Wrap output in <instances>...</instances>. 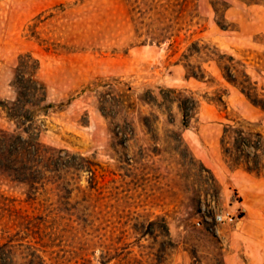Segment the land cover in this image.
I'll use <instances>...</instances> for the list:
<instances>
[{"label":"rangeland","instance_id":"rangeland-1","mask_svg":"<svg viewBox=\"0 0 264 264\" xmlns=\"http://www.w3.org/2000/svg\"><path fill=\"white\" fill-rule=\"evenodd\" d=\"M179 1L0 0V99H15L19 55L30 54L39 62L36 78L47 88V102L54 104L47 116L36 118L40 141L94 155L98 164L95 189L87 188L89 174L79 183L90 204L89 220L77 223L72 216L73 222L58 228L24 229L21 251L35 246L45 264H264L256 248V239L264 238L260 224L244 235L239 228L245 215L241 178L247 172L225 161L220 144L225 125L238 120L257 123L264 134V111L226 83L214 64L203 63L212 79L207 84L186 78L183 63H177L191 42H208L245 63L264 93V0H191L182 24ZM158 19L172 23L175 36L144 42ZM108 83L131 87L135 101L145 91L157 96L169 87L188 89L200 109L187 129L176 109L170 124L157 108L137 101L136 110L119 122L117 138L126 147L117 155V138L99 110ZM223 91L225 105L211 101ZM14 126L0 111V127ZM26 190L0 181V193L32 210L19 204ZM83 195L74 189L70 202ZM227 213L237 221L216 220ZM5 222L0 245L20 230Z\"/></svg>","mask_w":264,"mask_h":264},{"label":"trees","instance_id":"trees-1","mask_svg":"<svg viewBox=\"0 0 264 264\" xmlns=\"http://www.w3.org/2000/svg\"><path fill=\"white\" fill-rule=\"evenodd\" d=\"M190 2L191 0H180L177 3V20H180V24L186 19L185 11L190 7ZM213 7L218 13L219 9L215 5ZM188 15L192 19L196 17L190 12ZM218 25L226 29L225 26ZM174 29L172 23L158 19V26L154 29L149 27L144 42L160 44L175 36ZM182 29L183 27L177 28L176 35H179ZM179 62L185 67L186 78L207 84H210L212 79L203 63L214 64L226 83L239 89L250 103L264 111V93L259 90L257 81L247 72L245 63L226 52H221L215 45L195 40L183 51L177 60V63ZM38 69L37 59L30 54L19 55L13 79L16 97L13 101L0 99V111L8 122L15 124L13 130L0 127V181L25 185L26 198L18 201L19 204L25 202L32 207V210L17 207L16 198L0 193V222L6 219L5 226L11 223L20 229L0 245V264H17L16 256L23 260L21 264H45L35 246H26L24 249L27 252L21 251V241L28 236L24 229L58 228L64 222L66 225L73 222L72 216L77 218L74 220L77 223H86L91 215L87 213L90 204H85L88 202L85 190L80 188L79 183L83 174H89L87 188L95 189V166L98 164L92 159L94 155L82 156L40 141L41 129L36 124V118L39 115L47 116L54 104L47 102V88L36 78ZM104 88L105 91L99 96V110L109 120V130L115 138L121 135L118 132L121 128L119 122L136 110L137 101L141 105L157 108L170 124L175 122L173 111L176 109L181 127L187 129L200 109V100L195 97V92L188 89L169 87L157 96L152 95L151 91H145L135 101L131 87L124 89L108 83ZM223 94L224 91L217 92L211 101L225 105ZM178 132L181 139V131ZM220 144L222 155L232 168H242L255 176H264V134L257 123L238 120L225 125ZM116 146L118 151L114 150L118 155L119 151L126 147L125 139L117 138ZM130 161L129 159V163ZM74 189L84 195L81 200L70 202ZM52 194L56 196L55 201ZM22 232L24 235H21ZM15 240L18 242L12 243Z\"/></svg>","mask_w":264,"mask_h":264},{"label":"crops","instance_id":"crops-1","mask_svg":"<svg viewBox=\"0 0 264 264\" xmlns=\"http://www.w3.org/2000/svg\"><path fill=\"white\" fill-rule=\"evenodd\" d=\"M241 183L244 186L241 192L242 205L245 215L239 224L240 233L255 230V225L260 224V230H264V177H256L249 173H243ZM256 248L259 255L264 256V238L256 239Z\"/></svg>","mask_w":264,"mask_h":264},{"label":"built area","instance_id":"built-area-1","mask_svg":"<svg viewBox=\"0 0 264 264\" xmlns=\"http://www.w3.org/2000/svg\"><path fill=\"white\" fill-rule=\"evenodd\" d=\"M238 219L237 216H234L233 214L227 213V214H218L216 216V220L221 223H234Z\"/></svg>","mask_w":264,"mask_h":264}]
</instances>
